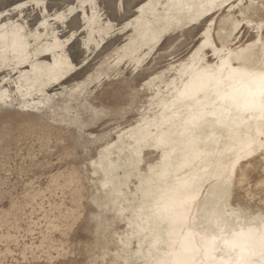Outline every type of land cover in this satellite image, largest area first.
Wrapping results in <instances>:
<instances>
[{"label":"snow or ice","instance_id":"obj_1","mask_svg":"<svg viewBox=\"0 0 264 264\" xmlns=\"http://www.w3.org/2000/svg\"><path fill=\"white\" fill-rule=\"evenodd\" d=\"M130 3L11 0L0 6V134L11 137L18 112L33 115L25 109L41 117L33 137L41 145L51 143L50 128L67 125L66 135L82 152L80 167L97 186L87 201L73 196L67 229L87 220L97 234L102 227L107 232L111 225L105 226L104 217L112 213L113 222L127 225L118 234L112 264H264V200L254 213L236 196L245 185L251 189L247 172L254 166L261 173L255 187L264 192V0H135L129 12ZM73 20L81 22L79 32L70 27ZM193 27L192 40L178 48ZM85 31L86 49L97 43L96 33L124 42L96 71L73 80L89 61L64 49ZM49 32L53 43L38 47ZM61 35L68 39L62 42ZM174 51L167 65L144 71L150 57ZM105 64L127 67L112 77L103 71ZM113 79L109 100L101 97L84 113L57 116L60 96L96 97ZM166 79L167 99H161L154 85ZM129 80L136 85L134 95L156 94L137 109V122L121 131L115 124L133 109L118 99ZM105 121H112L115 135H89ZM117 150L127 155L117 159ZM76 158L68 151L61 162ZM49 181L55 183V176ZM50 229L66 234L63 225ZM107 255L105 249L89 264Z\"/></svg>","mask_w":264,"mask_h":264},{"label":"rangeland","instance_id":"obj_2","mask_svg":"<svg viewBox=\"0 0 264 264\" xmlns=\"http://www.w3.org/2000/svg\"><path fill=\"white\" fill-rule=\"evenodd\" d=\"M52 2L58 6L63 3V0H52ZM134 3L135 0H131L129 12L132 11ZM10 4L11 0H0V6ZM26 19L34 22L33 16H28ZM49 23L53 22L49 21ZM80 23L79 20H73L70 27L73 31L79 32L78 24ZM195 31V27L188 31L186 40L178 48H182L184 44L192 40ZM58 38L63 42L68 39V36L61 35ZM87 38L88 33L85 31L79 33L71 48L65 45V52L72 53L77 59L83 57L89 61L82 71L76 73L73 80L85 76L90 71H96L105 57L110 56L124 41L121 36L109 38L101 37L99 33H96L93 39L97 43L90 44L86 49L83 47V42ZM243 38H248L247 32L244 33ZM51 43L53 39L49 32V36L40 41L38 47L44 48ZM175 54L174 51L171 54L164 53L150 57L144 71H152L158 69L160 65H167V57ZM116 68L108 71L112 77H115L118 72L123 74L125 71V68L120 66ZM105 79L107 80V77ZM116 83L115 79L110 84L106 83L103 92L96 97L71 94L69 97L68 95L60 96L55 104L57 116L67 117L69 113L72 115L84 113L88 105L94 100L99 101L101 97L105 101L109 100V89ZM135 87V83L129 80L128 87L119 92L118 99L121 106L129 103L133 105L132 111L115 124V128L121 131L132 127L140 115L137 109L145 107L150 102V93L134 95ZM32 110H24L33 113L31 116L22 115L19 112L16 114L9 139H5L0 134V264H89L94 257L104 256L105 249L108 255L105 260L100 261V264H112L117 259L114 254L120 247L118 234H122L127 225L118 221L113 222V214L108 213L104 217L105 226L111 225L107 232L102 227L97 234L95 223L88 224L87 220L75 229H67L68 220L65 214L72 206L73 196L76 195L77 198L83 196L87 201L96 195L97 186L92 183L94 178L86 175L80 167L81 161L78 157L82 156V152L78 150V145L72 138L66 135L67 125L50 128L52 133L50 144L41 145L38 136L33 139L38 135L34 129L40 126L42 120L36 110L34 109V112ZM51 111L49 109V119H51ZM25 121H31L32 125L23 124ZM115 128L112 126V121H105L95 126V130L89 135L103 136L109 132L115 135ZM68 151L77 158L61 162V156ZM126 155L125 153L121 156L119 150L114 153L117 159H122ZM150 155L155 162L158 158L156 154L153 152ZM29 156L31 159L26 160ZM74 170L79 175L74 177ZM120 175H123V172ZM247 175L252 185L251 189L245 185L243 189L237 190L236 196L243 206L255 213L261 210V200H264V192L255 187L256 182L261 178V173L259 168L254 166L248 170ZM52 176H55V183L50 184L49 177ZM74 179L79 183L73 184ZM131 191L135 192V187H132ZM249 192L255 195L254 200L249 199ZM50 225L65 226L66 234L52 231ZM86 226L87 231H85Z\"/></svg>","mask_w":264,"mask_h":264},{"label":"bare ground","instance_id":"obj_3","mask_svg":"<svg viewBox=\"0 0 264 264\" xmlns=\"http://www.w3.org/2000/svg\"><path fill=\"white\" fill-rule=\"evenodd\" d=\"M161 2L162 3H166L167 2V0H161ZM124 42V41H123ZM118 47V46H117ZM110 51V50H109ZM109 57V56H108ZM104 62V61H103ZM116 67H119V66H115V67H113L112 68V70L113 69H115ZM117 69V68H116ZM103 71L104 72H106V73H108V71H109V68H108V66L105 64V66H104V69H103ZM156 74V73H155ZM154 74V75H155ZM154 87L156 88V89H160L161 90V99H167V97L165 96V94H164V91L165 90H167V88H168V80L166 79V80H161V81H158L155 85H154ZM150 93V95L151 96H154L156 93L154 92V91H150L149 92ZM68 97H69V95H68ZM38 101H39V103L43 106L44 104H45V101L44 100H39V98L37 97L36 98ZM150 101V100H149ZM18 102L19 103H24L25 102V99L24 98H18ZM26 102L28 103V104H32V102H33V98L32 97H29V98H27V100H26ZM16 103V102H15ZM149 103H151V101L150 102H148V104ZM157 103H158V101H157ZM64 107V106H63ZM143 107V106H142ZM67 109H68V107H67ZM28 110H30V109H28ZM34 110V109H33ZM32 110V112H34ZM63 110V109H62ZM26 111H27V109H26ZM64 111V110H63ZM62 111V112H63ZM140 114V113H139ZM68 117V116H67ZM118 126V125H117ZM124 130V129H123Z\"/></svg>","mask_w":264,"mask_h":264}]
</instances>
